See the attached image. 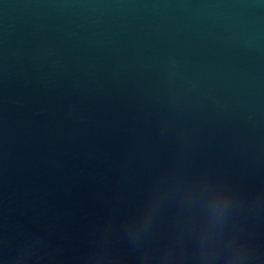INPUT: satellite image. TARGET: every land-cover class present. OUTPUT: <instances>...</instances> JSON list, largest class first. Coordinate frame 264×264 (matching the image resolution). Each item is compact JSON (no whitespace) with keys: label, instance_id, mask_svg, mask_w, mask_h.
<instances>
[{"label":"water","instance_id":"water-1","mask_svg":"<svg viewBox=\"0 0 264 264\" xmlns=\"http://www.w3.org/2000/svg\"><path fill=\"white\" fill-rule=\"evenodd\" d=\"M0 264H264V0H0Z\"/></svg>","mask_w":264,"mask_h":264}]
</instances>
